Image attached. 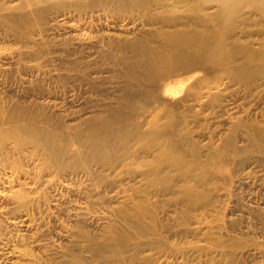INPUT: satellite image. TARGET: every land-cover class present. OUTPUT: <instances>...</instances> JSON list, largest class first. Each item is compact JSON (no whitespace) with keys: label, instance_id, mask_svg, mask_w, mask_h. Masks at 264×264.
I'll return each instance as SVG.
<instances>
[{"label":"rangeland","instance_id":"374dc122","mask_svg":"<svg viewBox=\"0 0 264 264\" xmlns=\"http://www.w3.org/2000/svg\"><path fill=\"white\" fill-rule=\"evenodd\" d=\"M259 2L0 0V264H264Z\"/></svg>","mask_w":264,"mask_h":264},{"label":"bare ground","instance_id":"6f19581e","mask_svg":"<svg viewBox=\"0 0 264 264\" xmlns=\"http://www.w3.org/2000/svg\"><path fill=\"white\" fill-rule=\"evenodd\" d=\"M222 5L228 7L227 9L229 10L230 8H233L234 6L232 4H230V0H219ZM235 1H238V0H233V4L235 3ZM264 0H261V2H259V8H262L264 9Z\"/></svg>","mask_w":264,"mask_h":264}]
</instances>
